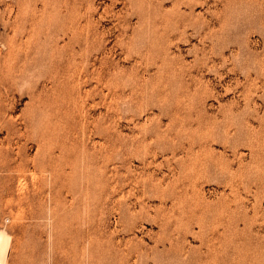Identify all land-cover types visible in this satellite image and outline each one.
Segmentation results:
<instances>
[{
    "label": "rangeland",
    "instance_id": "rangeland-1",
    "mask_svg": "<svg viewBox=\"0 0 264 264\" xmlns=\"http://www.w3.org/2000/svg\"><path fill=\"white\" fill-rule=\"evenodd\" d=\"M7 264H264V0H0Z\"/></svg>",
    "mask_w": 264,
    "mask_h": 264
},
{
    "label": "bare ground",
    "instance_id": "bare-ground-1",
    "mask_svg": "<svg viewBox=\"0 0 264 264\" xmlns=\"http://www.w3.org/2000/svg\"><path fill=\"white\" fill-rule=\"evenodd\" d=\"M10 240V235L2 229L0 231V264H7Z\"/></svg>",
    "mask_w": 264,
    "mask_h": 264
}]
</instances>
